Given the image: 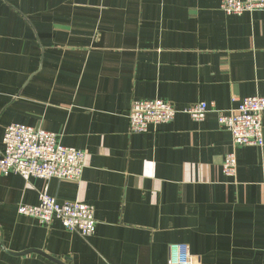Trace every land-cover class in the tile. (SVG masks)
<instances>
[{
	"label": "crops",
	"instance_id": "crops-1",
	"mask_svg": "<svg viewBox=\"0 0 264 264\" xmlns=\"http://www.w3.org/2000/svg\"><path fill=\"white\" fill-rule=\"evenodd\" d=\"M221 2L0 0V155L11 123L86 153L79 182L0 172V264H170L174 243L197 264H264V146L235 148L227 176L218 113L182 111L264 95V11L228 15ZM152 98L176 117L133 133L132 101ZM46 185L92 204L95 233L20 214Z\"/></svg>",
	"mask_w": 264,
	"mask_h": 264
},
{
	"label": "built area",
	"instance_id": "built-area-1",
	"mask_svg": "<svg viewBox=\"0 0 264 264\" xmlns=\"http://www.w3.org/2000/svg\"><path fill=\"white\" fill-rule=\"evenodd\" d=\"M220 8L228 15L264 11V0H222ZM234 100H238L235 98ZM196 121L203 120L209 112L218 113L219 124L232 134L234 149L223 162V172L236 177L238 158L235 148L242 145L264 146V95L247 96L228 110H219L214 102H197L185 108ZM178 110L160 98L135 99L129 110L130 129L133 133L147 132L152 126L174 120ZM0 155V172L20 174L25 180L32 177L46 182L57 178L79 182L86 166V153L76 147L62 144L60 135L22 123L7 126ZM20 214L34 217L49 226L59 220L71 231L89 237L95 233L97 220L94 207L82 201L59 202L49 193L48 186L39 193L37 205L21 204ZM170 264H197L198 258L188 244L174 243L169 246Z\"/></svg>",
	"mask_w": 264,
	"mask_h": 264
},
{
	"label": "water",
	"instance_id": "water-1",
	"mask_svg": "<svg viewBox=\"0 0 264 264\" xmlns=\"http://www.w3.org/2000/svg\"><path fill=\"white\" fill-rule=\"evenodd\" d=\"M41 254H44L45 256L47 255L46 253L40 252ZM48 257H50L52 260H54L55 262L59 263V264H64L60 259L54 258L52 256L47 255Z\"/></svg>",
	"mask_w": 264,
	"mask_h": 264
}]
</instances>
